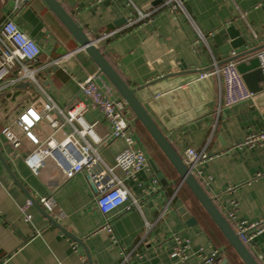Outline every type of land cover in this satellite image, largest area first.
<instances>
[{
    "label": "crops",
    "instance_id": "0c3cea01",
    "mask_svg": "<svg viewBox=\"0 0 264 264\" xmlns=\"http://www.w3.org/2000/svg\"><path fill=\"white\" fill-rule=\"evenodd\" d=\"M59 1L91 40L113 32L95 45L135 90L181 158L186 147L204 150L209 155L198 164L196 178L221 214L226 218L228 212H233L240 221L261 220L264 140L251 146L241 143L250 134L264 132V83L260 82L263 90L254 98L225 105L222 78L211 75V79L200 82L199 96L191 94L197 102L211 92L210 108L206 103H193L189 95L180 92L187 88L186 80L196 73L210 71L214 62L224 65L232 58V51L234 57L239 56L235 59L239 64L264 48V0H234L235 4L230 0H182V8L171 9L165 5L166 0ZM14 5L15 0H0V22L11 14ZM236 6L245 13L244 19L237 15ZM137 8L151 13L150 17L133 22L138 16ZM12 17L39 44V65L74 51L56 64L57 69L39 73L50 82L48 87L40 84L51 99L59 106L68 105L78 95V82L97 74L98 66L80 49L44 0L28 1ZM230 26L238 31L243 42L237 48L222 51L214 37L219 35L223 44L230 42L227 32ZM96 82L107 83L112 87L111 97L121 98L103 75ZM173 86L177 87L172 89ZM167 93L173 94V101L167 98ZM41 101L40 92L25 81L0 92V264H89L83 246L61 228L82 240L90 264H195L214 249L222 252L218 264H243L187 185L180 183L162 152L157 147L153 152L146 147L145 141L150 137L133 117L130 118L142 147L167 180L166 185L160 184L152 169L141 170L133 179L124 178L141 211L134 207L126 209L128 200L104 216L95 204V189L87 175L78 172L66 179L51 159L38 175L32 172L24 157L33 145L22 136L15 119L30 105L40 109ZM126 114L129 116L128 111ZM89 115L98 121L96 133L103 136L106 121L96 110ZM4 127L21 137L18 148L12 147L2 135ZM50 132L45 121L34 128L41 139ZM56 136L62 137L60 133ZM123 147L121 140L110 142L101 151L105 163L113 164ZM117 174L123 178L122 172ZM26 193L39 205L31 203L28 207L29 221L20 211L29 200ZM48 195L56 205L53 211H47L39 203L40 197ZM181 208L196 219L193 225L186 224ZM47 216L59 225L50 222ZM106 218L111 222L116 241L111 233L100 229ZM144 218L150 223L148 229ZM177 234L189 241L185 261L172 256ZM247 248L259 264H264V230Z\"/></svg>",
    "mask_w": 264,
    "mask_h": 264
},
{
    "label": "built area",
    "instance_id": "2783aa9c",
    "mask_svg": "<svg viewBox=\"0 0 264 264\" xmlns=\"http://www.w3.org/2000/svg\"><path fill=\"white\" fill-rule=\"evenodd\" d=\"M30 0H15L14 8L10 15H7L0 22V92L10 85L18 82H29L42 96L41 108L37 109L30 105L22 110L15 119L16 125L23 137H26L33 149L26 153L24 161L28 168L36 175L45 165L47 160H53L56 166L62 170L63 176L68 179L78 172H84L95 189V204L100 212L107 216L109 212L124 205L126 209L132 207L141 211V206L131 195L128 186L124 183V178H135L141 170H150L149 156L141 145L137 134H135L132 118L127 116L128 106L125 100L111 97L112 87L107 83L103 85L96 82L100 75L92 74L83 81L78 82V95L72 97L66 106H59L47 94L38 80V75L44 69L49 68L71 54L52 59L46 65L38 64V56L41 53L39 44L25 34L14 22L12 14L22 5ZM234 3V0H230ZM130 2V0H128ZM235 4V3H234ZM165 5L170 9L173 7L182 8V0H166ZM237 15L245 18V13L239 11L236 6ZM138 14L133 22L144 20L150 17L151 13L142 12L136 9ZM113 32L103 34L101 38L93 40L97 44L99 40L109 37ZM81 49V48H80ZM235 52H231L232 58L220 66L214 62L210 71L199 72L198 78L202 79L207 75H213L223 83L226 93L225 105L240 102L244 99L254 98V93L249 91L241 79V74L237 70L238 63L234 59ZM259 68L264 79V48L258 50L255 55ZM98 111L106 121L107 131L101 136L95 131L97 120H89L85 117L90 111ZM41 121H45L51 132L44 139L36 136L34 128ZM8 142L14 148H18L21 137H18L9 127H4L1 131ZM61 134V138L56 136ZM121 140L124 147L114 157L113 164L105 163L102 157V150L112 141ZM264 140V132L248 135L242 145L261 144ZM183 153V161L189 168L192 175L199 174L198 164L206 160L209 155L204 150H195L186 147ZM123 174L119 177L117 172ZM39 203L47 211H53L56 207L52 196L39 198ZM31 201L27 200L20 207L21 214L25 220L30 219L27 213ZM233 231L238 235L241 242L246 246L252 245L254 238L264 230V215L259 221L248 222L237 220L233 212H228L226 216ZM145 220V227L148 229L150 223ZM100 229L111 233L113 229L109 218ZM176 246L172 252L173 257L180 261L187 258L186 249L189 241L181 236L174 235ZM221 250L214 249L209 255L200 257L195 264H218Z\"/></svg>",
    "mask_w": 264,
    "mask_h": 264
},
{
    "label": "water",
    "instance_id": "95a60500",
    "mask_svg": "<svg viewBox=\"0 0 264 264\" xmlns=\"http://www.w3.org/2000/svg\"><path fill=\"white\" fill-rule=\"evenodd\" d=\"M49 7L50 10L54 12L56 16L60 19L63 23L65 28L69 33L72 34L76 42L78 43L79 47L83 49L90 58L93 60L96 66H98L97 75H103L109 83L115 88L121 99L125 100L128 106V114L129 117H133L135 121H137L146 134L149 135L150 139L153 141L157 149L162 152V154L167 159L168 163L174 170L177 172V177L180 180V183L186 184L187 187L190 189L191 193L194 195L197 201L201 204L202 208L209 216L212 218L222 235L226 238L228 245L232 247L234 252L237 253L240 260L243 264H259L251 251L241 242L238 235L235 234L233 231L229 221L221 214L219 209L217 208L214 201H212L211 197L208 196L207 192L203 188V186L198 182L197 178L192 175L189 168L186 167L183 159L181 158L180 154L173 149L170 142L168 141L165 133L161 130L158 123L155 122L152 116L148 113L147 109L145 108L144 104L142 103L141 99H138L135 90L132 89L128 83L124 81L122 76L118 74L115 68L110 64L108 59L106 58L105 54L102 53L101 49H99L95 44L94 41L91 40L85 32L79 27V25L75 22L72 15L66 12L62 3L59 0H44ZM67 3H72V0H64ZM227 32L230 37V42L222 43L220 40L219 35H216L214 39L216 42L221 46L222 51H229L231 49L237 48L243 42V38L240 37V34L237 30H235L232 26L227 28ZM65 53V51L63 52ZM239 56H235L234 59L238 58ZM52 69H57V65L53 64L49 68L45 69L43 73H48ZM237 70L241 74V79L244 81L246 87L249 91L254 94H258L263 90V87L260 85V82L264 83V79L262 77L261 70L259 68V62H257L256 57H252L247 61H241L237 65ZM199 72L190 77V79L186 80V84H188L186 89H183L180 93L182 95H189L191 98V94L193 97L199 96L198 89L201 86L200 82L207 81L211 79V75H207V77L199 79L198 78ZM39 82L44 86H50V82L47 79L42 78L38 75ZM27 84V83H24ZM31 85V84H30ZM180 85V84H179ZM32 86V85H31ZM177 86L171 87L172 89ZM213 85L211 86V88ZM179 94V92H176ZM173 94L167 93V98H172L173 101ZM199 98V97H198ZM197 98V99H198ZM193 103L205 104L210 108L213 105V98L211 92L206 94V99L199 98L196 102L193 98ZM176 112H179L176 110ZM85 117L89 120L90 118L89 113L85 115ZM2 160V159H1ZM150 168H152L156 179L159 181L160 184L166 185L167 180L164 176L162 170L157 168L155 162L152 158H149ZM7 168V166H5ZM8 170V168H7ZM13 180L19 185L15 177L12 175L11 171L8 170ZM20 186V185H19ZM21 188V187H20ZM29 200L33 205L38 207L37 203L32 199V197L26 193ZM41 209V208H40ZM42 210V209H41ZM44 212V210H42ZM181 215L186 220L187 225H193L196 222V219L191 217L190 214L186 211V209L181 208L179 209ZM49 221L53 224L59 225L57 222H54L53 219L47 216ZM61 228V227H60ZM61 230L69 236L71 239H75L79 242L88 257V262L90 264V255H88V251L86 250L83 242L81 239H78L75 236H72L69 232L65 231L63 228Z\"/></svg>",
    "mask_w": 264,
    "mask_h": 264
},
{
    "label": "rangeland",
    "instance_id": "374dc122",
    "mask_svg": "<svg viewBox=\"0 0 264 264\" xmlns=\"http://www.w3.org/2000/svg\"><path fill=\"white\" fill-rule=\"evenodd\" d=\"M147 138H149V137H147ZM143 141H144V139H143ZM149 141V142H148ZM148 141H145L146 143H145V145H146V147L147 148H151V151L152 150H154V147H155V144L153 143V141L150 139V140H148ZM156 149V148H155ZM153 152V151H152ZM151 152V153H152Z\"/></svg>",
    "mask_w": 264,
    "mask_h": 264
},
{
    "label": "trees",
    "instance_id": "16d2710c",
    "mask_svg": "<svg viewBox=\"0 0 264 264\" xmlns=\"http://www.w3.org/2000/svg\"><path fill=\"white\" fill-rule=\"evenodd\" d=\"M149 136V135H148ZM155 148H156V146H155Z\"/></svg>",
    "mask_w": 264,
    "mask_h": 264
}]
</instances>
